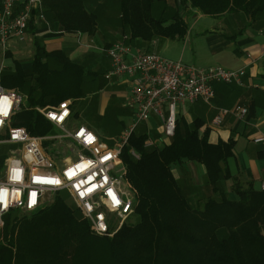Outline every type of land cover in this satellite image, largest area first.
<instances>
[{
  "label": "trees",
  "instance_id": "16d2710c",
  "mask_svg": "<svg viewBox=\"0 0 264 264\" xmlns=\"http://www.w3.org/2000/svg\"><path fill=\"white\" fill-rule=\"evenodd\" d=\"M89 1L44 0L47 20L68 34L95 37L98 16L87 9ZM175 3L119 0L118 27L129 43H152L184 39L193 17L187 10L209 17L242 13L250 25L264 24V0ZM32 24L31 20L34 35ZM33 45L31 70L17 66L15 73L1 75L0 85L26 94L29 109L18 115V126L44 137L57 128L35 108L82 98L97 74L61 51L48 53L37 37ZM202 127L203 122L190 124L181 116L170 143L152 149L145 147V134H133L122 158L126 181L136 196L134 214L113 237L94 236L80 208L61 192L51 205L36 212L13 211L6 216L0 264H264V191L253 184L239 185L233 200L219 189L221 181L231 179L228 160L235 157L237 141L212 142L210 130L201 132ZM131 150L141 158L132 157ZM188 161L205 167L218 199L193 205L173 172L177 164Z\"/></svg>",
  "mask_w": 264,
  "mask_h": 264
},
{
  "label": "built area",
  "instance_id": "2783aa9c",
  "mask_svg": "<svg viewBox=\"0 0 264 264\" xmlns=\"http://www.w3.org/2000/svg\"><path fill=\"white\" fill-rule=\"evenodd\" d=\"M33 19L46 20L44 0H0V45L4 51L11 42L25 40ZM107 54L112 64L109 75L133 82L128 101L134 109V121L114 147L105 146L86 126L67 129L72 102L65 101L57 107L36 109L64 131L60 140H68L65 148L51 153L46 143L57 138L32 136L18 126L17 117L26 99L0 85V146H16L8 152L0 173V233L9 213L36 212L51 205L58 193L67 192L89 222L94 236L113 237L134 214L136 196L126 181L122 153L136 128L155 115L163 127L164 138H171L177 127L178 105L198 101L210 104L217 84L242 85L246 74L245 69L198 68L181 60L169 61L156 52H133L123 43L108 48ZM234 112L242 119L248 111L237 106ZM222 122L221 111L212 124L218 127ZM254 142L264 143V136ZM145 147L152 149L157 143L149 138ZM67 150L77 155L76 160H59V155ZM131 155L136 160L141 158L135 150H131ZM260 189L264 191V180Z\"/></svg>",
  "mask_w": 264,
  "mask_h": 264
},
{
  "label": "crops",
  "instance_id": "0c3cea01",
  "mask_svg": "<svg viewBox=\"0 0 264 264\" xmlns=\"http://www.w3.org/2000/svg\"><path fill=\"white\" fill-rule=\"evenodd\" d=\"M199 15V20L208 17ZM236 15L238 16H234L235 20L236 22H238L237 20L240 21L238 22L240 26L233 31L234 35L232 36L227 32L229 27H222L223 31L213 29L205 32H201V30L199 33L196 31V27L194 28L196 24L193 23L190 25L186 37L182 40L166 39L160 41L157 39L149 43L151 47L146 45L147 42L141 40H136L133 44L129 42L115 43H123L131 47L133 52L139 50L159 54L162 44L165 46L169 41H179L185 45H190L198 38L206 37L209 61L204 63L208 65L200 68L221 66L228 70L245 69L246 74L242 85L217 84L215 86V98L210 104L198 101L193 104H181L177 107V119L183 116L190 124L195 120L203 122L201 132L209 129L212 142L227 141L230 138L237 141L235 157L228 160L231 179L219 183V189L233 200L237 199L235 188L239 185L247 187L249 184H253L257 189H260L261 182L264 180V143L257 144L254 142L255 138L264 136V24L259 25V27L252 26L247 16L242 13ZM32 23L31 27L34 28L35 34H32L30 28L24 41L11 42L7 50L11 55L6 57L4 54L6 51L0 45V56L4 61V65H0L1 75L3 73H15L17 66L24 71L31 70L34 64V37L40 40L48 53L63 52L73 62L84 66L87 71L97 74L91 86L88 87V93L85 96L78 100H65L72 102V115L69 123L78 122L77 126H86L95 132L102 142L104 141L102 137L104 131L110 135L109 137H116V139L110 138L112 143L108 147L117 145L122 133L133 124L134 109L128 101L132 93V80L109 75L112 64L106 46L111 47L115 44H98L97 35L90 37L81 33L68 34L61 30L57 24L47 20V16L46 20L33 19ZM194 32L195 37H193ZM66 35L73 36L75 40L73 42L66 40ZM152 45H155L158 51H151ZM180 60L182 61V57ZM213 60L221 64L210 65ZM185 64L190 65L186 62ZM8 90L18 92L26 99L22 111L29 109L26 94L19 89ZM60 104L36 107L35 110L37 108L57 107ZM237 106L245 107L248 111L242 119H239L234 112ZM78 109H82V112L85 113L89 111L94 114L98 118L99 124L89 122L84 118L81 121ZM221 111L223 112L222 124L218 127L213 126L214 118ZM141 125L146 129L141 134H145L148 139H154L158 148L164 145L163 140L167 144L170 143L172 137L164 138L163 127L155 115H152L147 123ZM138 127L135 134H137ZM173 172L187 197L193 203L202 204L208 198H219V193H215L212 186L208 184L206 169L202 164L191 161L184 162L177 164L173 168Z\"/></svg>",
  "mask_w": 264,
  "mask_h": 264
},
{
  "label": "rangeland",
  "instance_id": "374dc122",
  "mask_svg": "<svg viewBox=\"0 0 264 264\" xmlns=\"http://www.w3.org/2000/svg\"><path fill=\"white\" fill-rule=\"evenodd\" d=\"M168 4L171 6H174L175 0H168ZM87 9L93 13H95L98 16V24H99V32L97 34V43L98 44H105V43H110V44H115L117 42H128L129 39H127V36H123V33L121 31V27H118V10L120 7L119 0H90L87 5ZM182 10V8L180 9ZM192 17L190 19V24L195 23L196 25V31L199 32H205V31H212L213 29H220V31H223L222 27H229V30H227L229 35H234L233 31L237 29L240 24L239 20L236 22V18L234 16L237 13H230L228 16L225 17H217V18H211V17H205L202 20H199L198 17L200 16L198 13L197 15H193L189 10H187ZM159 13L155 12V16H158ZM198 20V21H196ZM236 26V27H235ZM220 27V28H218ZM226 31V30H225ZM215 32V31H214ZM200 33V32H199ZM219 33V32H218ZM193 37H195V32L193 33ZM66 40H69L70 42H73L75 38L73 36H65ZM133 44V42H130ZM148 47H151L149 43L146 44ZM166 45H168L166 47ZM159 49V55L163 57L164 59L167 58L169 61H174L177 62L181 59L185 63H190L192 66H197L198 68L203 67L204 64L207 63L209 60L208 56V44L206 37L204 38H198L196 41L193 42V44L190 45H185L183 42L179 41H169L168 44H166ZM157 47L155 45H152L151 51H158L156 49ZM97 54V53H94ZM10 52L7 51L6 57H8ZM103 59V57H102ZM211 61V60H210ZM221 64L219 62H216L213 60L210 65H218ZM0 65H4V61L0 56ZM87 87V86H86ZM85 87V89H86ZM88 89V88H87ZM188 110V107L186 108ZM78 113H80V120L82 121L83 118L86 119L89 122H95L97 125L99 122H97L98 118L90 113L89 111L82 112V109L77 110ZM79 121V120H78ZM78 125V122H72L71 124L69 123L67 125V129H73ZM145 127L143 125H140L138 127L137 134H141L144 132ZM64 135V131L60 129H54L52 132L51 136L56 137V140H51L46 143V146L50 150L51 153L56 154L58 151L61 149L65 148L66 145L68 144V140H60V136ZM110 135L106 132H102V137H103V143L105 146H110L112 141H110V138L116 139V137H109ZM109 137V138H108ZM16 146H11V145H4L0 146V173L4 171V163L6 158L8 157V152L11 149H15ZM63 157H70L73 161L76 160L77 155L71 152L70 150H67L65 154L59 155V160H61ZM62 194H66V192H63ZM194 206H197L196 202L193 204ZM134 221V219H133Z\"/></svg>",
  "mask_w": 264,
  "mask_h": 264
},
{
  "label": "water",
  "instance_id": "95a60500",
  "mask_svg": "<svg viewBox=\"0 0 264 264\" xmlns=\"http://www.w3.org/2000/svg\"><path fill=\"white\" fill-rule=\"evenodd\" d=\"M180 1H181V0H177L178 4H180Z\"/></svg>",
  "mask_w": 264,
  "mask_h": 264
}]
</instances>
